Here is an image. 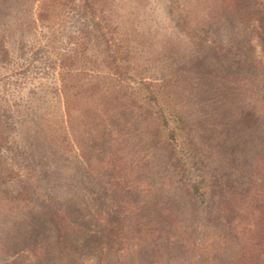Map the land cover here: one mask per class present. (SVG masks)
Here are the masks:
<instances>
[{
	"label": "rangeland",
	"instance_id": "rangeland-1",
	"mask_svg": "<svg viewBox=\"0 0 264 264\" xmlns=\"http://www.w3.org/2000/svg\"><path fill=\"white\" fill-rule=\"evenodd\" d=\"M184 1L191 23L211 25L209 37L232 47L229 56L217 61L206 52L196 53L192 41L172 24L170 0H107L113 35L125 38L133 53L131 77H121L119 84L136 86L140 78L158 82L183 75L185 112L193 119L202 114V123L215 131L229 130L237 137L225 146L231 152L238 137L264 133V23L239 20L219 7L220 0ZM37 10L36 0H0V39L9 49L7 62L0 65V111L12 127V146L3 157L16 171L33 169L34 178L20 173L33 204L53 199L65 204L73 230L71 250L60 254L48 219L28 207V200L16 198L21 182H0V264H187L189 249L180 237L194 222L193 206L181 189L182 170L167 162L168 147L151 149L147 143L148 129L165 135L168 126L163 131L157 119L142 123L132 114L135 109L114 99L99 103L102 87L108 89L113 82L108 70L85 67L84 62L68 68L59 62L73 53L70 36H77L79 21L64 20L61 6L57 18L36 22ZM93 86L100 90L85 97ZM71 126L88 138L91 168L76 148ZM233 150L239 156L228 170L208 149H197L185 163L193 168L192 163L202 159L210 171L224 174L227 191L235 193L242 173H227L249 155L244 149ZM46 171L49 177H39ZM195 174L186 179H197ZM178 178L181 183L174 182ZM97 186L108 194L102 206L92 201ZM222 192L218 190V196ZM221 224L212 226L214 236L208 234L199 250L207 264H235V254L245 247L243 222L241 228L235 224L240 242L232 226L227 231Z\"/></svg>",
	"mask_w": 264,
	"mask_h": 264
},
{
	"label": "trees",
	"instance_id": "trees-1",
	"mask_svg": "<svg viewBox=\"0 0 264 264\" xmlns=\"http://www.w3.org/2000/svg\"><path fill=\"white\" fill-rule=\"evenodd\" d=\"M38 2V12L35 21L43 23L49 18H57L59 7H64V20L71 19L77 25V36H70L73 41L69 52L72 55L62 57L59 61L64 67L72 68L80 65V62L104 66L106 76L110 80L109 88L102 87L104 96L98 100L104 104V99H114L118 102L131 106L134 117L141 120L142 123L161 121L163 131L169 130L165 135L154 133L148 129V144L151 149H170L167 153L166 160L169 164H174V168H180V177L184 178L181 189L188 196L192 209L191 220L194 227L188 228L187 233L180 237L182 245L188 247L187 264H207L202 250L208 234L214 236L212 228L218 223L224 222L227 231L235 224L241 228L243 222L242 237L245 247L243 246L240 254H235L233 262L235 264H264V133L243 135L238 137L233 145L236 149H244L249 157L241 160L238 169L230 170L227 173L238 171L242 173L240 179L237 178L238 192H228L226 182L218 169L210 171V167L204 165L202 159L193 162V168L187 166L186 160L195 157L197 149H208L209 156H217L224 165V169L232 168L231 162L233 157L238 154L234 153L235 148L227 151L226 144L230 143L235 136L230 135V131L222 128L221 131H215V127L209 123L201 121L202 114L197 119H193L185 112L186 107L183 104L186 88L183 85L184 76H176L174 79H165L158 82L140 78L136 80V86L130 84L121 85L119 82L124 77H131L129 73L130 61L133 58L130 43L125 38L114 37V31L111 24V17H108L106 7L109 6L107 0H36ZM184 0H170L167 11L171 15L172 24L177 30L188 37L192 42L195 52L202 54L208 53L213 59L223 61L229 56L232 47L222 44L220 41L210 36L211 25H201V23L192 24L190 12L184 3ZM219 7L227 13H233L239 20L248 23H264V0H220ZM71 12L69 13V11ZM69 39V36L67 35ZM69 41V40H68ZM125 41V42H124ZM69 43V42H67ZM9 49L5 45L4 39H0V65L7 62ZM117 78V79H116ZM120 80V81H119ZM118 81V82H115ZM104 83V82H103ZM98 88V89H97ZM92 90V92H91ZM100 87H90L85 97L92 96L91 93L97 92ZM109 93V94H107ZM199 104V103H198ZM201 110V109H200ZM191 115L193 111L191 112ZM69 116V121L72 119ZM73 118V117H72ZM74 120V118H73ZM175 124V128L169 129V125ZM250 122H253L250 120ZM84 128L85 123L81 124ZM178 126V128H177ZM264 127V125H263ZM11 124L3 117L0 111V182L8 185L14 180H18L20 187L16 193V198L21 201H27L26 205L30 208H37L48 219L54 233V246L60 254H67L71 250L70 238L72 237L71 223L69 222L65 204L63 202L51 200L48 204L43 202L33 204L30 191L26 188V183L20 173H25L27 178H34L35 173L30 167L27 171L14 170L3 157V151L9 149L11 145L9 131ZM82 128V129H83ZM150 128V127H149ZM71 126L72 137L79 149L81 158L84 160L86 167H92V153H89L90 145L88 138L82 135L81 131ZM263 129V128H262ZM83 131V130H82ZM178 131V132H177ZM180 132V133H179ZM179 139H177V136ZM164 136V137H163ZM219 137L222 140L219 141ZM237 137H235L236 139ZM176 146H180L175 149ZM16 147V146H15ZM187 149V150H184ZM239 156V155H238ZM254 158H253V157ZM179 158V159H178ZM206 159L209 157L206 155ZM252 159V162H251ZM241 160V162H240ZM184 161V163H182ZM251 162V164H250ZM171 164V165H172ZM207 169V170H204ZM176 170V169H174ZM199 174L197 179L189 182L186 177H194V172ZM248 171L246 174L245 172ZM206 172L207 175L200 174ZM227 172V171H226ZM48 171L43 172L39 177H49ZM176 179L174 182L179 181ZM221 180V181H220ZM218 196V190L220 192ZM48 191V187L45 189ZM6 194L7 191H5ZM94 206H102L104 197L108 198L106 190L101 187L94 188L91 191ZM10 202L13 199L6 198ZM46 199V197H45ZM239 204L235 207V202ZM27 207H24L26 209ZM29 209V208H28ZM206 212V216L201 212ZM197 217V218H196ZM247 219V223L243 219ZM222 225V224H221ZM213 226V227H212ZM232 231V230H231ZM234 231V230H233ZM162 232L160 231L159 234ZM237 241L240 242V231L235 229ZM172 235L171 233H169ZM187 238L188 236V239ZM196 241H192V240ZM188 241V243L186 242ZM107 243V242H106ZM240 247V245H239ZM185 253L186 249H184ZM238 251V249H237ZM160 255V254H159ZM161 258V257H160Z\"/></svg>",
	"mask_w": 264,
	"mask_h": 264
}]
</instances>
